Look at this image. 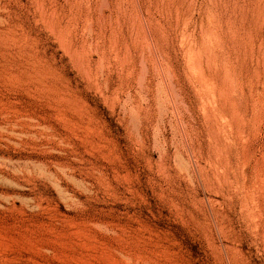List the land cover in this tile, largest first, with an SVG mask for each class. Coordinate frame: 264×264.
Segmentation results:
<instances>
[{"label":"rangeland","instance_id":"obj_1","mask_svg":"<svg viewBox=\"0 0 264 264\" xmlns=\"http://www.w3.org/2000/svg\"><path fill=\"white\" fill-rule=\"evenodd\" d=\"M0 264H264V0H0Z\"/></svg>","mask_w":264,"mask_h":264},{"label":"bare ground","instance_id":"obj_2","mask_svg":"<svg viewBox=\"0 0 264 264\" xmlns=\"http://www.w3.org/2000/svg\"><path fill=\"white\" fill-rule=\"evenodd\" d=\"M169 74V73H168ZM168 78H170V77H168ZM175 94V93H174ZM176 96V95H175ZM178 96V95H177ZM217 148V147H216Z\"/></svg>","mask_w":264,"mask_h":264}]
</instances>
